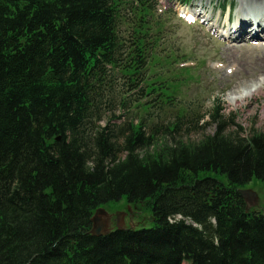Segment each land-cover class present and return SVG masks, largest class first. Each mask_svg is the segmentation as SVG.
<instances>
[{
  "label": "trees",
  "instance_id": "16d2710c",
  "mask_svg": "<svg viewBox=\"0 0 264 264\" xmlns=\"http://www.w3.org/2000/svg\"><path fill=\"white\" fill-rule=\"evenodd\" d=\"M157 6L0 0V264H264L238 193L264 182V130L226 133L217 104L214 133L183 139L195 109L148 73ZM122 198L153 222L92 236Z\"/></svg>",
  "mask_w": 264,
  "mask_h": 264
},
{
  "label": "rangeland",
  "instance_id": "374dc122",
  "mask_svg": "<svg viewBox=\"0 0 264 264\" xmlns=\"http://www.w3.org/2000/svg\"><path fill=\"white\" fill-rule=\"evenodd\" d=\"M157 1V24L152 25L157 44L150 52L153 62L149 63L148 73L153 81H163L167 93H173L181 103L195 109L198 128L185 129L183 139L197 142L214 133V125L203 128V122L209 119L217 104L224 117L233 116L234 124L243 129L241 132L229 124L226 133L237 131L247 136L252 131L264 130V85L261 93L239 104L229 100L237 90H244L264 77L260 71L264 67L260 48L263 38L255 42L245 38L239 43H226L221 37L226 26L228 29L236 20L238 0H195L186 10L197 13L198 19L190 22L187 21L190 15L179 4ZM214 25L220 28L217 33L211 30ZM230 46L237 48L233 56L224 51ZM187 111L191 116V110ZM243 189L256 196L255 204L249 209L264 213V182L252 179ZM99 209L97 218L106 222L109 231L116 228L119 214L122 228L139 229L151 224V215L141 202L128 203L122 198Z\"/></svg>",
  "mask_w": 264,
  "mask_h": 264
},
{
  "label": "bare ground",
  "instance_id": "6f19581e",
  "mask_svg": "<svg viewBox=\"0 0 264 264\" xmlns=\"http://www.w3.org/2000/svg\"><path fill=\"white\" fill-rule=\"evenodd\" d=\"M237 3H239V6L236 11V20L228 25V29L227 26L226 28L224 27L225 31L221 35L223 40L226 43H239L245 38L247 39L246 41L251 42L263 38L262 41L264 43V0H238ZM207 20H209V17H207ZM229 20L230 17L228 18L230 23ZM219 29V26L216 25L211 27L214 33H217ZM260 48L262 49L261 56L264 61V44ZM224 51L228 56H233V52L237 51V48L236 46H230L225 48ZM260 71L264 72V67ZM263 85L264 77L260 78L257 83L250 84L244 90H237L229 97V100L233 104H239L248 97L261 93Z\"/></svg>",
  "mask_w": 264,
  "mask_h": 264
},
{
  "label": "water",
  "instance_id": "95a60500",
  "mask_svg": "<svg viewBox=\"0 0 264 264\" xmlns=\"http://www.w3.org/2000/svg\"><path fill=\"white\" fill-rule=\"evenodd\" d=\"M239 195L245 202L247 203L246 210H248L249 206H253L255 204L256 196L255 194L247 189H240L238 190ZM100 209H96L91 221H92V229L90 230V234L92 236L98 237L106 234L108 232V226L100 222V219L97 218V214L100 213ZM121 215L116 216V229H123L122 227L119 226L120 220H121ZM150 222H153V218H150ZM101 223V224H100Z\"/></svg>",
  "mask_w": 264,
  "mask_h": 264
},
{
  "label": "flooded vegetation",
  "instance_id": "af4514ba",
  "mask_svg": "<svg viewBox=\"0 0 264 264\" xmlns=\"http://www.w3.org/2000/svg\"><path fill=\"white\" fill-rule=\"evenodd\" d=\"M100 222H101V219H100ZM106 224V222H104ZM101 224V223H100ZM107 225V224H106ZM115 225H116V221H115ZM108 226V225H107Z\"/></svg>",
  "mask_w": 264,
  "mask_h": 264
}]
</instances>
